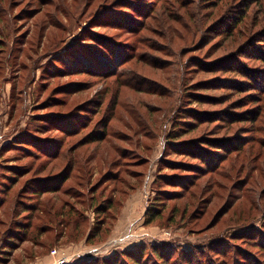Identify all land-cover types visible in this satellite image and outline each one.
<instances>
[{
	"label": "rangeland",
	"instance_id": "1",
	"mask_svg": "<svg viewBox=\"0 0 264 264\" xmlns=\"http://www.w3.org/2000/svg\"><path fill=\"white\" fill-rule=\"evenodd\" d=\"M121 253L264 264V0H0V264Z\"/></svg>",
	"mask_w": 264,
	"mask_h": 264
},
{
	"label": "trees",
	"instance_id": "2",
	"mask_svg": "<svg viewBox=\"0 0 264 264\" xmlns=\"http://www.w3.org/2000/svg\"><path fill=\"white\" fill-rule=\"evenodd\" d=\"M210 146V145H209ZM125 204V203H124ZM124 208L125 205H122ZM114 203L113 201H110L105 207L104 210H98L99 213L101 212H105L107 213L108 211L111 212L112 210H114ZM123 210V209H122ZM149 211H146V219H151L149 218ZM146 220V221H147ZM150 221V220H149ZM103 225H105V222H103L100 226H97L94 230H92L89 234V237H96L97 239L105 232ZM95 238V239H96ZM130 253H121L120 256H115L114 258H109V259H101V260H91L89 263L87 264H129L130 261H133L134 264H140L139 259L137 258V256H132L129 255ZM127 257L128 260H120L119 257ZM163 259V258H162ZM142 261V260H141ZM85 264V263H83ZM142 264V263H141Z\"/></svg>",
	"mask_w": 264,
	"mask_h": 264
},
{
	"label": "built area",
	"instance_id": "3",
	"mask_svg": "<svg viewBox=\"0 0 264 264\" xmlns=\"http://www.w3.org/2000/svg\"><path fill=\"white\" fill-rule=\"evenodd\" d=\"M57 251L54 252V254H56ZM67 262V257H62L61 259H59L58 261H56L55 264H65Z\"/></svg>",
	"mask_w": 264,
	"mask_h": 264
}]
</instances>
